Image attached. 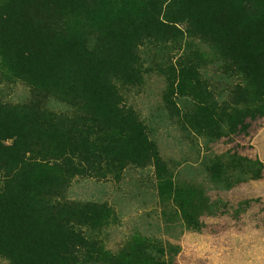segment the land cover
<instances>
[{"label": "trees", "instance_id": "obj_1", "mask_svg": "<svg viewBox=\"0 0 264 264\" xmlns=\"http://www.w3.org/2000/svg\"><path fill=\"white\" fill-rule=\"evenodd\" d=\"M172 40L251 87L222 106L198 61L187 60L173 73L195 104L184 125L245 134L264 117V0H0V91L22 81L80 113L0 98V254L10 264H167L141 241L106 249L97 236L111 210L65 190L76 175L116 176L151 161L148 127L121 87L142 82L141 48ZM158 174L164 215L198 223L205 191Z\"/></svg>", "mask_w": 264, "mask_h": 264}, {"label": "rangeland", "instance_id": "obj_2", "mask_svg": "<svg viewBox=\"0 0 264 264\" xmlns=\"http://www.w3.org/2000/svg\"><path fill=\"white\" fill-rule=\"evenodd\" d=\"M195 46L208 50L197 41ZM141 55L142 82L121 88L125 103L148 127L151 161L129 165L116 176L71 177L65 197L108 206L110 222L97 237L114 253L141 241L167 264H264V117L254 120L245 134L226 126L197 131L184 125V114L195 104L176 90L173 73L189 59L198 61L222 106L236 104L242 91L250 92L249 81L228 75L221 62L203 61L196 48H180L174 40L145 46ZM1 87L5 102H31L59 115H80L77 105L37 94L22 81ZM159 168L175 185L205 191L208 203L198 223L191 226L164 215ZM0 264L10 262L0 254Z\"/></svg>", "mask_w": 264, "mask_h": 264}]
</instances>
